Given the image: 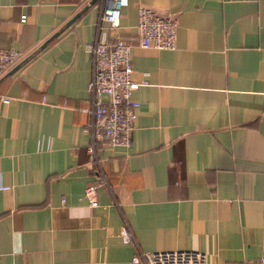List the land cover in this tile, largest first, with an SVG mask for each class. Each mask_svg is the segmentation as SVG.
Here are the masks:
<instances>
[{
	"label": "crops",
	"instance_id": "0c3cea01",
	"mask_svg": "<svg viewBox=\"0 0 264 264\" xmlns=\"http://www.w3.org/2000/svg\"><path fill=\"white\" fill-rule=\"evenodd\" d=\"M138 6L174 16V49L138 46ZM100 13L99 0H0V49L19 54L0 74V264H134L137 250L258 261L264 0H127L97 31ZM96 33L129 44L138 104L129 143L97 138L93 162L84 45Z\"/></svg>",
	"mask_w": 264,
	"mask_h": 264
},
{
	"label": "built area",
	"instance_id": "2783aa9c",
	"mask_svg": "<svg viewBox=\"0 0 264 264\" xmlns=\"http://www.w3.org/2000/svg\"><path fill=\"white\" fill-rule=\"evenodd\" d=\"M127 0H99L100 16L97 22L104 21L110 27L117 25L120 11ZM24 18L21 16L20 21ZM175 18L172 15L161 16L145 7H136L135 31L138 46L154 50L174 49ZM90 56V76L86 84L87 99L83 110L88 114L87 128L89 141L86 151L95 162L94 145L97 138L114 145H127L133 127L137 101L130 97L138 84L131 80L130 46L120 38L103 42L95 38L84 45ZM19 59L14 49H0V74ZM44 97L41 96V101ZM104 183L99 179V184ZM7 186H1L0 190ZM95 185L86 186L82 196L89 206H96ZM123 242L132 239L127 226L120 228ZM206 254L196 250H169L142 252L137 250L131 261L134 264H205ZM250 264H264V255Z\"/></svg>",
	"mask_w": 264,
	"mask_h": 264
}]
</instances>
